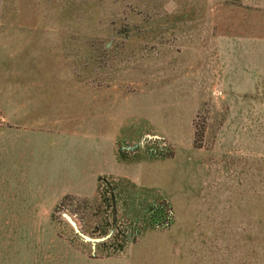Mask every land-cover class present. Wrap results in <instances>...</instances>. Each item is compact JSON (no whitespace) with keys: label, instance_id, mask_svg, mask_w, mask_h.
Wrapping results in <instances>:
<instances>
[{"label":"rangeland","instance_id":"rangeland-1","mask_svg":"<svg viewBox=\"0 0 264 264\" xmlns=\"http://www.w3.org/2000/svg\"><path fill=\"white\" fill-rule=\"evenodd\" d=\"M1 6L3 21L21 9L48 29L42 62L0 47V96L25 105L15 118L42 109L58 146L59 264H202L208 246L226 264H264V189H252V9L264 0ZM36 81L46 89L32 101L22 90Z\"/></svg>","mask_w":264,"mask_h":264},{"label":"crops","instance_id":"crops-1","mask_svg":"<svg viewBox=\"0 0 264 264\" xmlns=\"http://www.w3.org/2000/svg\"><path fill=\"white\" fill-rule=\"evenodd\" d=\"M8 11L2 8L0 0V47L14 48L17 55L36 57L35 62L47 60L48 29H40L42 25L27 19V12L21 9L13 10L11 14L16 17L12 21H3L2 14ZM257 11L252 9V54L256 63L252 79L258 80L257 86L252 85V95L256 96L252 99L256 101L252 104L255 107L252 175H256V186L252 189L261 190L264 189V14ZM43 75L47 76V71L31 70L24 77L37 80ZM24 85L22 91L32 101H37L46 89L38 81ZM11 94L7 98L0 96V264H55V253L59 264L54 219L58 215L59 194L64 195V188L57 181L59 166L56 162L54 167L52 160L53 156L58 159L55 156L58 146L49 136L42 109L14 117L25 105L14 103ZM210 235L218 236L219 232ZM200 251L202 264H226L222 247H202ZM63 254L62 246V263Z\"/></svg>","mask_w":264,"mask_h":264},{"label":"water","instance_id":"water-1","mask_svg":"<svg viewBox=\"0 0 264 264\" xmlns=\"http://www.w3.org/2000/svg\"><path fill=\"white\" fill-rule=\"evenodd\" d=\"M68 220H70V219L68 218ZM70 222H71V221H70ZM71 224H72L73 226H75L74 223L71 222ZM86 240H87V239H86Z\"/></svg>","mask_w":264,"mask_h":264}]
</instances>
